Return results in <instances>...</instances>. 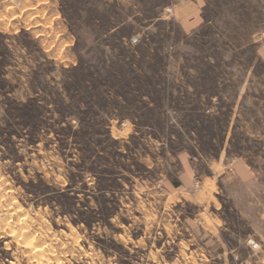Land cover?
I'll return each instance as SVG.
<instances>
[{"label":"rangeland","instance_id":"1","mask_svg":"<svg viewBox=\"0 0 264 264\" xmlns=\"http://www.w3.org/2000/svg\"><path fill=\"white\" fill-rule=\"evenodd\" d=\"M263 44L264 0H0V264H264Z\"/></svg>","mask_w":264,"mask_h":264},{"label":"crops","instance_id":"2","mask_svg":"<svg viewBox=\"0 0 264 264\" xmlns=\"http://www.w3.org/2000/svg\"><path fill=\"white\" fill-rule=\"evenodd\" d=\"M196 11H197V3H195V2H192V4H188V5L185 4L183 6L184 14H183L182 18L189 17V18L183 19V22L181 24V27L183 29H193L194 27H196L199 24V20L197 19L198 16L195 15ZM174 12L176 13V10H174ZM177 12L180 13V10H178ZM192 15L194 16L193 19L190 18ZM258 55L261 58V60L264 61V44L259 47ZM248 169H249L248 166L242 161H238L234 165V172L239 174V175L247 173ZM249 173L252 174V172L250 170H249Z\"/></svg>","mask_w":264,"mask_h":264},{"label":"trees","instance_id":"3","mask_svg":"<svg viewBox=\"0 0 264 264\" xmlns=\"http://www.w3.org/2000/svg\"><path fill=\"white\" fill-rule=\"evenodd\" d=\"M77 68L78 69L82 68V65L79 64ZM29 101L32 102V103H30V105H28V103H21V104L17 105L16 109L19 110L20 113H22V111L31 112V111H29V109H27V107H29L30 109H34L33 112L34 113L36 112V114H37L38 108H40V104H39L38 100L35 98H32ZM21 115L24 116V114H21ZM26 115L27 114L25 113V116ZM33 124H34V127L36 129L38 127V124L37 123H33ZM31 141H32L31 143H34L36 140L34 138V140H31Z\"/></svg>","mask_w":264,"mask_h":264},{"label":"built area","instance_id":"4","mask_svg":"<svg viewBox=\"0 0 264 264\" xmlns=\"http://www.w3.org/2000/svg\"><path fill=\"white\" fill-rule=\"evenodd\" d=\"M166 11H167V12H168V11H171V9H167ZM247 243H248L252 248H258V247H259V245H258L256 242H254L253 240H248Z\"/></svg>","mask_w":264,"mask_h":264},{"label":"bare ground","instance_id":"5","mask_svg":"<svg viewBox=\"0 0 264 264\" xmlns=\"http://www.w3.org/2000/svg\"><path fill=\"white\" fill-rule=\"evenodd\" d=\"M0 199H1V197H0ZM23 207V206H22ZM10 215H11V213H10ZM7 216V215H6ZM9 216V215H8ZM9 217H11V216H9ZM9 217H8V219H9ZM5 226V225H4ZM11 226V225H10ZM7 228H8V226H7ZM16 231V230H15ZM26 234V233H25ZM27 235V234H26ZM21 236V235H20ZM24 236V235H23ZM18 237V236H17ZM50 244V243H49ZM61 244V243H60ZM47 247V246H46ZM33 248V247H32ZM34 249V248H33ZM33 249H31V251L33 250ZM36 251V250H35ZM65 252V251H64ZM47 260V259H46ZM53 260V259H52Z\"/></svg>","mask_w":264,"mask_h":264},{"label":"water","instance_id":"6","mask_svg":"<svg viewBox=\"0 0 264 264\" xmlns=\"http://www.w3.org/2000/svg\"><path fill=\"white\" fill-rule=\"evenodd\" d=\"M133 39H135V37H134V38H132V40H133Z\"/></svg>","mask_w":264,"mask_h":264}]
</instances>
